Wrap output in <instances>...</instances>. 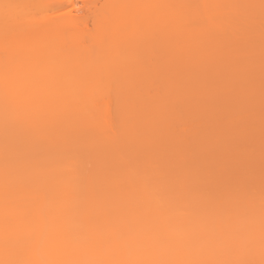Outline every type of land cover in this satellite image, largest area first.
Wrapping results in <instances>:
<instances>
[{"label": "bare ground", "instance_id": "6f19581e", "mask_svg": "<svg viewBox=\"0 0 264 264\" xmlns=\"http://www.w3.org/2000/svg\"><path fill=\"white\" fill-rule=\"evenodd\" d=\"M0 1L10 4L14 1L27 2L28 0ZM218 1L105 0L102 7H99L101 10L98 14H95V12L92 15L90 14V17L93 19V28L90 31L87 30V23H90L91 20L89 22L87 21L88 18L86 20L85 17H80L82 15L85 16L87 10L81 15L82 12H79L81 9L79 11L75 9L76 12L80 13L78 14L79 16L71 14L70 12L73 10L72 3L70 10H61L59 8L61 10L59 11V9L45 7L30 11L34 13L31 15H25L29 11L24 9L25 13L23 11L18 12V16L12 18L11 25L9 23L0 24V125H2L0 128V134H2V136L0 135V264H130L131 262H133L132 264H250L247 262L248 260L245 263L244 257L240 261L237 260V257H235V260L234 257L229 258L231 257V251H228L231 248L229 250H225L224 248L234 244V241L236 243L241 241V239L242 241H246L249 237L251 240H247L248 242L255 241L256 243L258 241V239L255 240L253 238H259L260 226L261 230H264V184L261 185L259 179L260 184L258 181H253L254 176L252 181L250 180V183H243L247 182V180L238 182L243 177L247 176L248 179L251 177L247 174L250 170L246 172L245 169V171L241 169L243 166L245 168V164L239 155L242 154L243 156L245 149H243L241 144L244 152H240L242 149L239 150V148L241 147H237L240 145L232 143L230 137L232 138L235 133L231 134L232 136H227L226 133L234 132L236 127H239L240 122H243L246 128L244 130L246 132L247 130L250 131L247 133L248 136L245 135V137L247 136L250 142L252 141L251 143L254 142V138H264L261 135L264 131L261 132L259 130L261 133L258 131V134L261 136L256 134L257 129L262 128L263 130L264 128V120L262 123L260 118H258L259 109L264 105V31H261L262 29L264 30V0H221V2L219 1L221 5ZM89 2L90 0L83 2L84 7H82V10H84L83 8L87 9L86 7L87 5L89 6ZM197 5L199 6L197 7ZM2 6L7 5L2 4ZM201 6L204 17L201 15V12L199 13V7ZM216 9L219 13L215 11ZM196 12L201 15V18L199 17L200 15L197 17L198 20L195 17L192 18L193 14H197ZM101 20L105 21L101 22ZM110 20L111 22H109ZM89 25L91 26V23ZM201 25L203 26L200 28ZM105 26L113 30L111 31L114 34L115 42L124 43H122V50L113 51V49H106L105 54H103L104 58H102L106 68L104 71H101L102 69L99 70L97 66L95 68L91 63L89 54L92 46L89 42L96 44L100 40L101 34L103 35ZM211 29L214 30L211 31ZM261 32L263 33L262 35ZM233 41L234 44L232 45ZM63 43L67 44L63 46H67L66 48L61 46ZM58 44L60 50L57 49ZM33 46H40L39 48L42 50L40 51L39 48L34 49ZM56 46L59 52L54 50ZM100 46L101 44L98 45V47ZM230 46L233 47L229 48ZM23 49L26 52L34 49V52L29 51V53L27 52L28 54L26 53V56ZM66 49L71 52L69 53L68 51L71 55L67 53ZM72 49L74 51L77 49L80 53L72 52ZM61 50L64 51L63 53L61 52L62 55H60ZM35 51L39 52V56L38 52ZM21 52L24 53L23 56L25 55L26 60L23 59L24 57L21 55ZM14 53L20 54L19 57L14 56ZM48 54L50 56L47 57ZM36 55L37 59L33 61ZM87 55L90 57L91 64L87 60ZM20 56L22 57L20 58ZM19 59L22 61L19 62ZM30 59L33 60L30 61ZM78 60L79 62H77ZM25 61H29V63L33 62L34 64L32 66L30 64L28 67L29 63ZM74 61L78 63V66H81V70H79L81 71L82 80L77 83V89L75 87V90H72V86H76L75 79L72 77L74 73L76 74L73 70L75 66L72 64ZM21 62L27 63V66L23 65V69ZM3 64H6V66H3ZM49 65H53L54 67ZM19 67L22 70L20 72ZM84 67H86V70H84ZM5 68L7 69L4 70ZM26 70L29 73H26ZM21 72L23 75H21ZM36 74L44 76L41 77L39 75V78L38 75L36 77ZM124 76H129V78L125 79L127 80L126 82L123 78ZM115 78H118V80ZM102 80L103 82L105 81L106 85L102 83ZM58 82L61 83V86ZM66 83H68L66 88L69 90V94L71 93V98L73 99L72 91H76L78 95L75 94L77 97H74L73 101L67 96L69 95L66 93L67 91L63 92L66 90L64 87L62 89L65 90L61 91L65 99L60 96L61 91L58 90L59 86L61 89ZM90 85L92 86L90 87ZM125 87H127V92L124 93V97L121 95L122 99L120 94L121 90H124ZM137 90L142 92V97L146 98L154 95L152 99L153 97L156 99V101L153 99L155 102L152 104L149 103L150 114L147 121H150L148 122L152 125L153 129H151V136L148 132V136H145L146 138L158 136L157 133L160 129V127L157 129L158 124L166 118L164 117L163 119L162 117V121L160 119L161 116L159 114L160 112L163 113V110H165L164 113L168 111L165 114L169 113L172 115L174 113L175 115L177 113L175 108L180 111L178 106L181 105L185 108L187 106L188 110L191 106L195 110L202 107L204 111L206 110L203 105L204 94L210 93V96L219 97V100H217L219 104L221 103L220 109L223 110V117L219 113L221 120L218 113L219 119H214L215 116L218 118L215 111H218L219 106L215 107L218 102L212 98L205 101L206 105H209V109L206 107L209 113L206 111L203 113L199 109L201 115L198 118L205 119L207 115L213 123L219 120L222 126H224L223 128L220 126L221 131L218 126L216 127L214 124L210 125L209 118L205 119L209 122H204L205 125L201 123L200 119L193 121V118H187L183 121L182 118L183 122L179 124L181 120L178 119L179 125L176 126L174 120L178 117H176L177 114L173 117L174 119L171 118L174 123L170 128L168 125L170 120L167 121L170 118L167 117V129L174 132L172 135L176 136L177 134L178 136L176 137L180 142L184 141L180 138L189 137L190 135L192 137L195 136V138H201L200 142H202L204 135H206L204 139L209 137L208 139L211 138L213 142H217V140L218 142L221 141V144L218 145L224 152L232 150V153L234 151H236L234 153H239V155L232 156H236L235 158L237 159L238 155L239 159L241 158L242 160V165L240 163L241 160L237 159L239 164L232 171V163H235L236 160L230 156V160L234 159L235 161H230L231 168L227 167V165H224L225 161L228 160L226 159L227 154L224 153L226 155L225 161L224 159L221 160V158L220 161L219 157H224L220 153L221 155L216 157L220 161V165L223 164L225 167L231 169V171L227 172L223 166L222 168L226 171V173H223L224 171H220L221 167L216 165L218 162L216 164L214 162L217 160L215 156L211 157L210 162L214 158L215 160L212 163L213 165L215 164L216 168H210L212 163L208 162L209 170L216 169L218 171L220 169V173L215 170L216 173L220 174V179L211 188L207 184L206 186L202 185L203 178L206 180L210 178L206 174L208 170L204 169L205 173L202 171L198 172L200 169L195 167L194 170L196 172L192 170L195 174L190 172L191 169L185 171L184 167H188V161L191 160V162L194 161L195 163L196 159L194 157L195 159L193 160V157H191L190 160H186L188 154L185 152L189 150L188 147L187 150H184L185 147L182 146L185 151H183L184 155L182 153V157L186 155V159H179L181 157L180 154L179 157L175 155L179 160L178 162L183 164L179 165L182 167L181 172H176L175 165L171 166L163 163L164 157L161 156L163 159L160 157L161 160L159 161L156 156L159 155L157 150L156 155L152 153L153 155L150 154L149 156V153H145L148 152L147 150L142 152V156L138 154L140 155L139 157H136L138 155L135 156L134 154L133 156L136 158L128 159V157H124L123 153L127 151L123 150L124 152L122 153L120 150L121 153H119L117 150L120 148L117 147L123 146L121 145L122 142L124 144V142L128 141L124 140L125 138H129L125 137V135L127 136V129H133V127H131L132 122H129L131 124L130 128H127L129 124L127 125L125 122L122 124L123 122L121 123V121L125 117L122 116V119L120 116L122 113H125L128 120H133V123L136 122L141 127L143 124L142 118H144L141 114L144 115L143 112H146L138 113L140 107H145L142 104V106L139 105L140 107L136 108L138 106V104L136 106V103H139L138 98H145H142L140 95L138 97ZM38 91H41V93H38ZM99 91L100 93H97ZM85 92H87L86 95H80V93L85 94ZM92 92L95 93L93 94ZM90 94L92 95V99H90L91 101L93 100L92 102L88 99V96H91ZM174 94L177 96H174ZM49 95L52 97L49 98ZM57 95L58 97H56ZM64 95L68 97L67 100ZM36 96H39V101L37 102H35ZM84 97L86 100H84L85 105H83L84 101L81 100ZM119 97L122 100H119ZM41 98H44V100ZM150 98H147L148 101L147 99L144 101L152 102L153 100ZM234 98L241 99L242 103L244 102L236 106H243V108L235 110L234 107L227 106L228 101H234ZM68 99L70 102H68ZM62 100L64 101L62 102ZM65 100L69 105L75 101L74 105L78 102H82L83 104L79 103L80 105L77 104V107H75L72 103V106H68ZM45 101L49 103V106ZM58 103L63 108L59 106L58 109ZM94 103L95 105H93ZM82 105L83 107H81ZM53 106L55 109H53ZM64 106L69 107H67L68 111H66L67 108L65 109ZM86 107L88 110L96 109V111H99H97L99 115H97L98 118L96 117L95 121L91 112L85 109ZM184 107L183 109L181 107V111L185 110ZM84 110H87L88 113L85 114ZM188 110L185 111V115L188 113V116H190L191 114L187 112ZM197 111L194 113L195 116L198 113ZM191 113H193V110ZM188 116L186 115V117ZM191 117L193 116L191 115ZM83 118H87L88 121ZM6 120L7 122H5ZM219 122L218 124L220 125ZM207 124L211 128H213L212 126L218 128V130L213 129L214 132L219 131L218 136H216L217 134L215 135L217 138H212L213 136L208 134L212 132H205V130L210 129L209 125L207 126L208 128L203 129ZM163 126L164 124L161 127L163 128ZM139 127L137 126V130L140 131L141 128L138 129ZM2 129L3 131H1ZM239 129H236V131ZM143 130L145 132V129ZM142 132L140 137L144 136ZM92 133L94 135L98 133V135L96 134L97 136L95 135L97 138H94ZM152 133L156 134L153 135ZM5 134L6 136L4 137ZM167 134H165V137H167ZM108 135H112L110 142H117L115 146H111L112 148L109 146L111 143L108 140L105 141V138H103ZM169 135L172 137L171 134ZM26 136H29V138L30 136L31 138L34 136L32 139L36 137L37 140L34 139L29 143L31 138L26 139ZM113 136H116V141L113 140ZM134 137L140 138L139 136ZM101 138L104 139L103 141L108 142L110 151L109 149L106 151V148L104 150L100 148L101 145L103 146ZM151 138L148 142H152ZM177 138L174 139L177 141ZM185 139V141L188 140V138ZM156 141H160V139ZM203 142V146L204 144L209 145L213 143H209V140L207 141L208 143ZM126 143L128 144V142ZM152 144L150 143V145ZM198 144L196 145L197 147ZM212 145H217V143ZM73 147L76 148L74 149ZM136 147L134 146V149ZM244 147L247 148V146ZM56 148L67 150L66 152L70 151V153L64 156L63 154L59 155L60 152H58L59 150H55ZM170 148L172 149L173 147H169V151L171 150ZM138 149L140 150V146ZM151 149L153 150V148ZM212 149L210 150L211 153L207 151L209 154L206 150L204 151L205 153L202 150V154L200 155H203V157H200L199 161L205 159V156L212 154ZM217 149L216 151L220 150ZM247 149L250 150L247 151L251 155L252 149L250 147ZM84 150H87L85 152L88 156L87 158L84 156ZM173 151H170V155H173L175 152H182L181 150V152L178 150L177 152L174 149ZM109 152L113 155L109 154ZM149 152L151 153V150ZM231 152H228V154ZM87 153H90V155ZM146 154L149 157H146ZM126 155H129V153L127 152ZM172 155L170 157L168 153V157L172 159L171 163L176 160ZM197 155L199 156V154ZM260 155H257L259 158L255 159H259L261 164L263 156ZM163 156H167V153ZM190 156H193L192 153ZM62 157L64 159H61ZM104 157H109L108 164L105 162ZM113 157L114 159L112 160ZM110 160H112L111 164ZM196 160L198 162V159ZM168 162L170 161L168 160ZM178 162H176L177 165ZM194 165L199 166V163ZM206 166L204 167L206 168ZM260 166L264 168V164ZM179 170L181 169L179 168ZM50 171L51 174H49ZM263 172L260 170V174H263ZM216 173H213L214 177L217 175ZM244 174L246 176H243ZM253 174H257V172H253ZM229 175H232L231 179H233V176L235 178L236 176H242V178H238L237 181L234 179L235 184L234 182H230L231 176L229 177ZM263 176L261 177L263 178ZM214 177L212 178L215 180ZM261 180H264V178ZM178 226L180 231L188 229V234L187 231L183 233L187 234V241L190 240L191 236L188 238V235L191 232V235L193 234L192 238L194 236L196 238L197 236V242L201 238L198 242L199 247H197L198 244L195 245L196 242L195 244L193 243L195 239H192L193 241L190 244L196 247H190L191 245L185 242L187 246L190 245L188 246L189 248H186L183 242L186 236L183 235L182 237L185 239L181 237V241L179 237L181 235L178 236V239L176 237L177 233L175 234L176 236L174 235V232L178 231H175L174 228H178ZM255 229L256 231H254ZM212 231H218L216 234L214 232V237L213 234L211 235ZM152 232L158 233L160 238L163 237L161 238L162 241L156 237L158 239L156 240L158 246L153 241L151 244H153L152 247L154 245L155 247L151 250L147 249L145 251L135 248L140 241L147 237L149 239V234H152ZM198 234H200L199 238ZM171 236H173V239L175 236L177 240H173ZM166 237H170L164 243H168L169 245L166 244L168 247L159 243V241L163 243ZM209 238H214L215 241L218 238L219 246L217 247L216 244V248H212L215 245V241L211 242L212 240ZM219 238H222L225 242L227 241L228 245H225V242L223 243L225 246L221 245L222 241H219ZM229 238L230 241L234 238L231 244L228 242ZM171 239L173 241L180 239L178 244L182 245L184 243V249L182 246L177 245L176 242L171 241ZM203 241L204 244H202ZM207 241L213 245L209 246L210 244ZM260 243L264 244L263 241ZM159 245L161 248H158L160 247ZM252 246L250 247V251L254 250ZM263 246L261 245L260 248ZM254 247L259 248L257 245ZM213 254H215L214 259L218 255L217 259L212 260ZM244 254L240 252V255L246 256ZM242 256H239V259ZM209 257H211V260Z\"/></svg>", "mask_w": 264, "mask_h": 264}, {"label": "rangeland", "instance_id": "374dc122", "mask_svg": "<svg viewBox=\"0 0 264 264\" xmlns=\"http://www.w3.org/2000/svg\"><path fill=\"white\" fill-rule=\"evenodd\" d=\"M85 1H87V0H31V1L28 0L27 2L14 1V2H12V3H10V4H8V3H2V2L0 1V24L9 23V24L11 25V20H12V18H13L14 16H18V12L20 13V12L23 11L24 9L29 11V13H28V14H25V15H29V14L31 15L33 12L31 13L30 11H34V10H37V9H39V8L41 9V8H45V7L49 8V9H59V8H60L61 10H67V9L70 10V8H71V3H72L73 10L71 9V10H72V11L70 12L71 14H74V15L76 14V16H77L78 14H80V13L82 12V13H81V15H82V14H84V12L87 10V12H85V13H87V14H85V16L82 15V16H80V17H85L86 20H87V18H88L87 21H89V22H90V20H91V22H90V23H91V26L89 25L90 23H87V27H88L87 30L90 31L91 28H93V24H92L93 19H92L90 16H91L92 13H94V12H95V14H96V13H97V14L99 13V11L101 10V8H99V7H102V5H103V3H104L105 0H99V1H98V0H97V1H96V0H95V1L92 0V2H91V0H90V2H89V6L87 5V7H86L87 9L83 8L84 10H82V7H84V5H83L84 3H83V2H85ZM93 1H94V2H93ZM186 1H187V0H186ZM197 1H198V0H197ZM219 1L221 2V0H219ZM219 1H218V2H219ZM242 1H244V0H242ZM99 2H100V3H99ZM179 2H180V1H179ZM207 2H208V0H207ZM210 2H211V1H210ZM210 2H209V3H210ZM220 2H219V3H220ZM90 3L93 4V5H91ZM95 3H96V4H95ZM190 3H191V1H190ZM194 3H195V2H194ZM198 3H199V2H198ZM212 3H213V2H212ZM214 3H216V1H214ZM2 4L7 5V6H2ZM97 4H99V5H97ZM200 4H201V3H200ZM217 4H218V3H217ZM222 4H223V3H222ZM202 5H204V4L202 3ZM218 5H219V4H218ZM220 5H221V3H220ZM220 5H219V6H220ZM85 6H86V5H85ZM198 6H199V5H197V7H198ZM89 7H90V10H89ZM193 7H194V6H193ZM195 8H196V7H195ZM199 8H200V9H199V13H200V12L202 13V6L199 7ZM60 9H59V11H61ZM75 9H76V11H79V10L81 9V10L79 11L80 13H79V12H76ZM91 9H92V11H91ZM96 9H97V10H96ZM217 9H218V8H217ZM217 9H216L215 11H218ZM45 10H46V9H45ZM49 11L51 12V10H49ZM57 11H58V10H57ZM73 11H74L75 13H74ZM23 12L25 13V11H23ZM26 12H27V11H26ZM38 12H39V11H38ZM53 12H54V11H53ZM62 12H63V11H62ZM62 12H61V13H62ZM197 12H198V11H197ZM197 12H196V13H197ZM24 13H23V14H24ZM51 13H52V12H51ZM54 13H55V12H54ZM68 13H69V12H68ZM199 13H197V14H193L192 18H193V17L197 18V17L200 15ZM218 13H219V11H218ZM21 14H22V13H21ZM33 14H34V13H33ZM35 14H36V13H35ZM90 14H91V15H90ZM42 15H44V14L42 13ZM57 15H58V14H57ZM57 15H56V16H57ZM62 15H63V14H62ZM86 15H87V16H86ZM88 15H89V16H88ZM112 15H114V14H112ZM201 15H203V13H202ZM201 15L199 16L200 18H201ZM38 16H39V15H38ZM47 16H48V15H47ZM60 16H61V15H60ZM67 16H68V15H67ZM67 16H66V17H67ZM78 16H79V15H78ZM213 16H214V15H213ZM215 16H217V15H215ZM219 16H220V15H219ZM58 17H59V16H58ZM110 17H111V16H110ZM203 17H204V15H203ZM56 18H57V17H56ZM89 18H90V19H89ZM105 18H106V17H105ZM214 18H215V17H214ZM58 20H59V19H58ZM105 20H106V19H105ZM105 20H101V22H102V21L104 22ZM107 20H108V19H107ZM113 20H114V19H113ZM195 20H196V19H195ZM197 20H198V18H197ZM197 20H196V21H197ZM109 22H111V20H110ZM105 23H106V22H105ZM196 23H198V22H196ZM196 23H195V25H197ZM200 23H201V21H200ZM109 24H110V23H109ZM109 24H108V25H109ZM214 24H215V26H216V23H215V22H214ZM106 25H107V24H106ZM198 26H199V24H198ZM198 26H197V27H198ZM202 26H203V25H201L200 28H201ZM213 26H214V25H213ZM215 26H214V27H215ZM197 27H196V28H197ZM216 27H217V26H216ZM198 28H199V27H198ZM261 28H262V27H261ZM109 29H110V30H109ZM109 29H108V27L106 28V26H105V31L103 30V32H104L103 35H105V36H103V35L101 34V37H102V36H103V37H102V38L100 37V40H99L98 42H96V44H95V43H92V42H89V44H91V46H92V47L90 48V49H91V52H90V54H89L90 57H91V63L94 65V67H95V66L99 67V70L102 69L101 71H104V69L106 68V66H105L104 63H103L104 61H103V59H102V58H104V57H103V54H105L106 49H107V48H108L107 50H109V49H113V51H114V50H122V48H123L122 43H124V42H115V41H114L115 38L113 37L114 34H113V32H112L113 30H112L111 28H109ZM215 29H216V28H215ZM111 30H112V31H111ZM196 30H197V29H196ZM198 30H200V29H198ZM213 30H214V29H211V31H213ZM259 30H261V29L259 28ZM261 31H264V30L262 29ZM262 34H263V33L261 32V35H262ZM210 36H211V35H210ZM234 40H235V39H234ZM231 42H232V41H231ZM59 44H60V43H59ZM59 44L57 45L58 48H57V46H56L54 50L59 49ZM99 44H101L100 47H98ZM231 44L233 45V44H234V41H233V43H231ZM231 44H230V45H231ZM65 45H67V44H66V43H63L61 46L63 47V46H65ZM26 46H27V45H26ZM31 46H32V45H31ZM61 46H60V48H61ZM24 47H25V46H24ZM28 47H29V46H28ZM39 47H40V46H39ZM39 47H38V46H37V47H34V46H33L34 49H35V48H39ZM52 47L54 48V46H52ZM66 47H67V46H66ZM66 47H63V48H66ZM68 47H69V46H68ZM231 47H233V46H230L229 48H231ZM30 48H32V47H30ZM30 48H29V49H30ZM56 48H57V49H56ZM21 49H22V48H21ZM26 49H28V48H26ZM34 49H33V50H28L27 52H28V53H29V51H31V52L33 51V52H34ZM39 49H40V48H39ZM39 49H38V50H39ZM68 49H69V48H68ZM23 50H24V49H23ZM41 50H42V49H40V51H41ZM59 50H60V49H59ZM59 50H57V52H59ZM69 50H70V49H69ZM69 50H68V51H69ZM21 51H22V50H21ZM48 51H49V50H48ZM66 51H67V49H66ZM68 51H67V53H68ZM71 51L73 52L74 49H72ZM22 52H23V51H22ZM22 52H21V55H22V56H23L24 53H25V55L27 56L28 53L26 52V50H24V53H22ZM33 52H32V53H33ZM35 52H38V51H35ZM53 52H54V51H53ZM61 52L63 53L64 51L61 50L60 53H61ZM74 52L80 53L77 49H76ZM107 52H108V51H107ZM111 52H112V51H111ZM124 52H125V51H124ZM26 53H27V54H26ZM48 53H49V52H48ZM50 53H51V52H50ZM62 53H61L60 55H62ZM69 53H71V52L69 51ZM69 53H68V54H69ZM86 53H87V52H86ZM88 53H89V52H88ZM16 54H17V53H14V56H18V57H19L20 54H17V55H16ZM34 54H35V53H34ZM36 54H37V53H36ZM46 54H47V53H46ZM54 54H56V53H54ZM72 54H73V53H72ZM106 54H107V53H106ZM113 54H114V53H113ZM25 55H24V56H25ZM40 55H41V54H40ZM64 55H65V54H64ZM69 55H71V54H69ZM69 55H68V57H69ZM89 55H87V56H88V59H87V60L90 59ZM111 55H112V54H111ZM22 56H20V58H21ZM24 56H23V57H24ZM32 56H33V55H32ZM32 56H31V57H32ZM38 56H39V52H38ZM41 56H42V55H41ZM41 56H40V59H41ZM48 56H50V54H48L47 57H48ZM106 56H107V55H106ZM52 57H53V54H52ZM52 57H50V58H52ZM107 57H108V56H107ZM43 58H44V57H43ZM55 58H56V57H55ZM62 58H63V57H62ZM65 58H66V56H65ZM65 58H64V60H65ZM71 58H72V57H71ZM82 58H83V57H82ZM23 59H25V57H24ZM26 59H27V58H26ZM26 59H25V60H26ZM36 59H37V55L35 56V59H34V60L32 59V60L35 61ZM44 59H45V58H44ZM46 59H48V58H46ZM75 59H76V58H75ZM78 59H79V57H78ZM105 59H106V58H105ZM32 60L30 59V61H32ZM57 60H58V59H57ZM61 60H62V59H61ZM69 60H70V59H69ZM81 60H82V59H81ZM20 61H22V60L19 59V62H20ZM43 61H44V60H43ZM52 61H53V60H52ZM58 61H60V60H58ZM66 61H67V60H66ZM19 62H18V63H19ZM25 62H28V63H29V61H25ZM47 62H48V61H47ZM53 62H54V61H53ZM61 62H62V61H61ZM61 62H59V63L62 64ZM77 62H79V60H78ZM77 62L75 63V61H74V63H72L73 66H75V69H73V70H74V72H76V74L73 72V73H74V74H73L74 76H72V77H74V79H75L74 82L76 83V86H75V85L72 86V87H73L72 90L77 89V86H78L77 83L80 82V80H82V78H81V77H82V76H81V71H80V70H81V69H80L81 66L79 65V66H80V67H79ZM85 62H86V61H85ZM105 62H106V60H105ZM3 63H4V62H3ZM18 63H17V64H18ZM21 63H22V62H21ZM44 63H46V62H44ZM44 63H43V64H44ZM57 63H58V62H57ZM65 63H66V62H65ZM87 63H88V62H87ZM89 63H90V60H89ZM89 63H88V64H89ZM91 63H90V64H91ZM106 63H107V62H106ZM24 64L26 65L27 63H22V65L20 64L21 67H22V69H23V65H24ZM30 64H31V66H32V64H34V63H33V62H32V63H29V64H28V67H29ZM49 64H50V63H49ZM51 64H52V63H51ZM68 64H69V63H68ZM74 64H76V65H74ZM80 64H81V63H80ZM35 65H36V64H35ZM44 65H45V64H44ZM3 66H6V64H5V65L3 64ZM3 66H2V67H3ZM26 66H27V65H26ZM46 66H47V65H46ZM46 66H45V67H46ZM49 66H53V65H49ZM55 66H56V65H55ZM71 66H72V65H71ZM73 66H72V67H73ZM85 66H86V64H85ZM90 66H91V65H90ZM24 67H25V66H24ZM38 67H39V66H38ZM41 67H42V66H41ZM53 67H54V66H53ZM57 67H58V66H57ZM87 67H89V65H87ZM92 67H93V66H92ZM0 68H1V67H0ZM19 68H20V67H19ZM30 68H31V67H30ZM32 68H33V67H32ZM47 68H48V66H47ZM47 68H45V69H47ZM73 68H74V67H73ZM95 68H96V67H95ZM6 69H7V68H5L4 70H6ZM9 69H10V68H9ZM14 69H15V68H14ZM33 69H34V68H33ZM33 69H32V70H33ZM37 69H39V68H37ZM63 69H64V68H63ZM67 69H68V68H67ZM79 69H80V70H79ZM20 70H21V68L19 69V72H20ZM27 70H28V69H27ZM27 70H26L25 72H26V73H29V71H27ZM43 70H44V69H43ZM43 70H42V72H43ZM84 70H86V67H84ZM99 70H98V71H99ZM21 71H22V70H21ZM30 71H31V70H30ZM47 71H48V70H47ZM19 72H17V73H19ZM44 72H45V71H44ZM56 72H57V71H56ZM1 73H2V72H1ZM8 73H9V72H8ZM17 73H15V74H17ZM36 73H37V72H36ZM38 73H39V72H38ZM50 73H51V72H50ZM58 73H59V71H58ZM64 73H65V72H64ZM102 73H103V72H102ZM33 74H34V73H33ZM51 74H52V73H51ZM51 74H50V75H51ZM21 75H23L22 72H21ZM24 75H25V74H24ZM27 75H29V74H27ZM37 75H38V74H36V77H37ZM39 75H40L41 77L44 76V75H41V74H39ZM39 75H38V76H39ZM53 75H54V74H53ZM61 75H62V73H61ZM68 75H69V72H68ZM71 75H72V74H71ZM40 76H39V78H40ZM47 76H49V75H47ZM57 76H60V75H57ZM66 76H67V73H66ZM66 76H65V77H66ZM83 76H84V75H83ZM113 76H114V75H113ZM113 76H112V77H113ZM26 77H27V76H26ZM26 77H25V78H26ZM30 77H31V76H30ZM98 77H99V76H98ZM110 77H111V76H110ZM31 78H32V77H31ZM33 78H34V77H33ZM62 78H63V77H62ZM68 78H69V77H68ZM92 78H93V77H92ZM102 78H103V76H102ZM107 78H108V77H107ZM123 78H124V80H125V79L129 78V76H124ZM130 78H132V77H130ZM41 79H42V78H41ZM47 79H48V78H47ZM52 79H53V78H52ZM57 79H59V78H57ZM84 79H85V78H84ZM87 79H88V78H87ZM87 79H86V80H87ZM98 79H99V78H98ZM103 79H104V78H103ZM105 79H106V78H105ZM115 79L118 80V78H115ZM29 80H30V79H29ZM29 80H28V81H29ZM38 80H39V79H38ZM44 80H45V78L43 79V81H44ZM49 80H50V79H49ZM65 80H66V79H65ZM65 80H64V81H65ZM89 80H90V79H89ZM89 80H88V81H89ZM92 80H93V79H92ZM106 80H107V79H106ZM110 80H111V79H110ZM124 80H123V81H124ZM128 80H129V79H128ZM23 81H24V80H23ZM36 81H37V80H36ZM46 81H47V80H46ZM69 81H70V80H69ZM90 81H91V80H90ZM98 81H100V80H98ZM112 81H113V80H112ZM126 81H127V80H125V82H126ZM131 81L133 82V80H131ZM39 82H40V81H39ZM47 82H48V81H47ZM49 82H50V81H49ZM55 82H56V81H55ZM60 82H63V81H60ZM67 82H68V81H67ZM86 82H87V81H86ZM92 82H93V81H92ZM95 82H96V81H95ZM95 82H94V84H95ZM104 82H105V81H104ZM104 82H103V80H102V83H104ZM115 82H116V81H115ZM29 83H31V82H29ZM33 83H34V82H33ZM41 83H42V82H41ZM58 83H59V82H58ZM58 83H57V84H58ZM90 83H91V82H90ZM100 83H101V82H100ZM110 83H111V82H110ZM120 83H123V82H120ZM128 83H129V82H128ZM57 84H55V86H57ZM59 84H60V86H61V83H59ZM67 84H68V83L64 84L65 86H62L61 89H60V86H59V89H58V90H60V91L62 90V91H63V90L66 89V90L63 91V92H66V91H67L66 93L69 94V90L66 88ZM70 84H71V83H70ZM84 84H85V83H84ZM86 84H87V83H86ZM104 84H105V83H104ZM124 84H125V83H124ZM25 85H27V84H25ZM44 85H45V81H44ZM72 85H73V83H72ZM79 85H80V84H79ZM95 85H96V84H95ZM99 85H100V84H99ZM105 85H106V84H105ZM108 85H111V84H108ZM127 85H129V84H127ZM28 86H29V85H28ZM41 86H42V85H41ZM47 86H48V85H47ZM55 86H54V87H55ZM81 86H82V85H81ZM91 86H92V85H90V87H91ZM100 86H101V85H100ZM30 87H31V86H30ZM34 87H35V86H34ZM57 87H58V86H57ZM57 87H56V88H57ZM63 87H64L65 89H62ZM70 87H71V86H70ZM75 87H76V88H75ZM104 87H105V86H104ZM26 88H27V87H26ZM26 88H25V89H26ZM46 88H47V87H46ZM50 88H51V87H50ZM74 88H75V89H74ZM93 88H95V87H93ZM126 88H127V87H125L124 90H123V89L121 90L123 93L121 92L120 96H121V95H122V96H123V95L125 96L124 93L127 92ZM16 89H17V88H16ZM88 89H89V88H88ZM90 89H91V88H90ZM104 89H105V88H104ZM104 89H103V90H104ZM28 90H29V89H28ZM31 90H32V89H31ZM36 90H39V89H36ZM99 90H100V88H99ZM62 91H61V95H60V96L63 95V94H62V93H63ZM82 91H83V90H82ZM84 91H85V90H84ZM39 92L41 93V91H38V93H39ZM51 92H53V91H51ZM51 92H50V94H51ZM70 92H71V91H70ZM72 92H73V94H72V95H73V99H72L71 96H70L71 93H70L69 95H67V96H69V98H71L72 101H73V100H74V97L76 98L78 95H77L76 91H72ZM80 92H81V91H80ZM89 92H90V91H89ZM95 92H96V91H95ZM95 92H92V93L94 94ZM175 92H176V91H175ZM18 93H19V92H18ZM97 93H100V91L97 92ZM128 93H129V92H128ZM139 93H140V94H139ZM32 94H33V92H32ZM48 94H49V93H48ZM54 94H55V93H54ZM75 94H76L77 96H76ZM86 94H87V92H85V94H83V93L81 94V93H80V95H86ZM37 95H38V94H37ZM45 95H46V94H45ZM65 95H66V94H65ZM65 95H64V96H65ZM90 95H91V94H90ZM95 95H96V94H95ZM97 95H98V94H97ZM100 95H101V94H100ZM139 95L141 96V95H143V94H142V92H139V90H137V96L139 97ZM39 96L41 97V95H39ZM39 96H38V97L36 96L37 100H36V98H35V102L39 101ZM47 96H48V95H47ZM122 96H121V97H122ZM124 96H123V97H124ZM152 96H154V95H150L149 97H146V98L141 96L142 98H145V99H140V97H139V98L137 97L138 100H139L138 102L140 103V102L142 101L143 103H142V102H141L140 104H139V103H136V106H137V104H138V106H137L136 108H139L140 106H142V104L145 105V107H142V108L140 107V108H139V109L141 110V112H139L140 110L138 109V113H142L143 111H146V112H143L144 115L141 114V116L144 117V118H142V120H143L142 123H143V124L141 123V124H142L141 127H139L140 124L137 125L136 122L133 123V120H130V119H129V120H130V121H129L128 118H126L127 116L125 115V113H124V114L122 113L121 116H120V118H122V116L125 117L124 120L121 121V123L123 122L122 124H124V122H125V123H127V125L129 124V126L126 125L127 128H130V125H131V124H130L129 122H132V126H131V127H133V129H127V131H128V132L126 133L127 136L125 135V137H129V138H127V139H126V138L124 139L125 141L128 140V141H126V142H128V144H127L126 142H124V144L126 143V145H128V146L126 147V145H124L123 142H122V144H121V145H123V146L125 147L126 150L123 149L124 147L121 146V145H120L121 147H119V146L117 147V148H120V149L117 150L119 153H121V151H122V153H123L124 151H127V152L129 153V155H126L127 152H124V153H123V154H124V157L126 156V158L128 157V159L136 158V157H139L140 155L142 156V152H145V151H147V150H148V152H145V153H149L148 155L150 156V154H151V155L155 154V153H156V150H157L158 153H159V155H156L157 153H156L155 155L157 156V159H158L159 161H160L161 159H163L162 157H164V161L162 160L163 163L168 164V165H171V166H172V165H175L174 168L176 169V172H179V171L181 172V171H182V167L179 166L181 163L178 162L179 160H178L177 157H179V154H180L181 157H179V159H180V158H184V159H186V155H185V157H182V153H183L184 150H187V147H188L189 150H187V152H185V151H184V152L187 153L188 155H189V154L191 155V153H192L193 156H190V155H189V157H188V155H187V159H186V160L188 161V160L191 159V157H193V160L196 158V159H198V162H197L196 159H195V163H194L193 160H192L193 162H191V160L188 161V164H187V165H188L189 168L186 167L185 165H184V166H185L186 168L183 166L184 169H185V171L191 169L190 172H192V170H193L194 172H196V171L194 170L195 167L198 168V169H200L199 171L196 169L198 172H201V171H202L203 173H205L206 171H204V169H205V170H208L206 174L209 175L208 177H210V178H207L208 180H206L205 178H203L205 181L202 179V180H203V183H202V182H201V183H202V185L204 184L205 186H206V184H207V186H209V187L212 188L213 186H215V185L217 184L218 179H220V177H219V176H220V174H219L220 171L222 172V171H224V169H226L227 172L231 171V169H232V171H233V170H234L233 168L236 167V166L239 164V163H238V160H239V161L241 160V158L239 159V156H240V157H242V160L244 161L245 168H244V166L241 167V165H242V163H241L242 160L240 161L241 165H239V166L241 167L242 170L245 169L246 172H247V170H248V171L250 170L247 174H249L248 176H251V177H249V179H248L247 176L245 175V174H246V173H245L243 176H246V177H243V178H242V176H241V177H240V176H238V177L236 176V178H237V179H236V178L233 176V179H231V178H232V175H229V177L231 176V177H230V179H231L230 182L233 183L235 180L237 181L238 178H242V179H239L240 181H238V182H243L242 180H244V181L247 180V182H243V183H248V182L250 183V182L252 181L253 176H254L253 181H258V179H259V180L261 181V185L264 184V180H261V179L264 178V176H263V174H264V172H263V171H264V168H261L262 166H260V165L264 164V138L257 137L256 139L259 138L258 140H256V139L254 138V142L251 143L252 141L250 142V140L247 138V136H248L247 133L250 132V131L247 130V132H246V130H244V129H246V128L244 127L245 125H243V122H240V125H241V126L239 125V127H236V129H239V128H240L239 130L236 131V129H235V131L232 132V133H231L230 131H229L230 133L227 132V133L230 134V135H228V134L226 133L227 136H232V135L235 133V134L233 135L234 138H233V137H232V138L230 137V139H232V143L234 142V145H236V143H238L237 145H240V146H237L238 148L241 147V144H242L243 149H245V152L243 151L242 147L239 148V150L242 149L240 152L243 151V152L245 153V155H247V153L250 151V150L247 149V148L250 147V149H252V153H251V155L249 154V153H250V152H249L247 156H245L244 153H243V156H242V154L239 155V153H234V152H236V151H234L235 149L233 150V151H234V152H233L234 154L231 152L232 150H230V151H226L227 153L224 152V151L221 149V147L218 145V144H221V141L218 142V140H217V142L214 141V142H215V143H214L213 140H211V138L208 139L209 137H207V138H206L207 140H206V139H204V138L206 137V135L203 136V138H202V142L205 141V143H208L207 141L209 140V143H211V142H213V143H211V144H209V145H208V144H207V145L204 144L205 147L203 146V143H204V142H203V143L200 142V141H201V138H198V137L195 138V136L192 137L191 135L189 136L190 138H189V137H183L184 139H183V138H180V139L184 140V141L181 140L182 142H180V141H178V138L176 137V136H178V135L176 134V132H175L176 136H174V135H172L174 132H172V130L169 131V129H167V128H168V125H169V128H170V127L173 125L174 122H175V125L177 126V125L181 124L183 121H185L187 118H188V119L193 118V121H197V119H200V120L202 121L201 123H203V124H204V122H205V123H209V122H211L212 124L210 123V125H213V124H214L216 127L218 126L219 130L221 131L222 129H221L220 126H222V124H221V122H219V120H218V121L216 120V121H214L215 123H213V121H211V120H210V117H209V116L207 117V115H206L205 117H206L207 119L209 118V122H208V120H207V121L205 120L206 118H205V119L198 118V117L201 115V111H199V109L202 110V109H203L202 107L199 108V109H197V110H198V111H197V110H195V108H192V106H191V107H190L191 109L189 108V110H188V109H187V108H188L187 106H186V108H185L184 106H181V105H179V104H178V105H179L178 108H180V111H179L178 109L175 108V110H176V112H177V113H176L177 115H176V114H175V115H176V117H177V116H178V117L175 118V120H176V119H177V120H176V121L174 120V122H173V119H174L173 117H175L174 113H173L172 115L169 114V113H168V114H165V113L168 112V111H166V112L164 113L165 110H163V113L160 112V114H163V115H160V114H159V116H161V118H160L161 121L164 119V117H166L162 122H159L158 127H157V129H159V127H160V129H159V131H158V133L161 132V133H159L160 136H159V134L157 133L158 136H155L157 139H156L154 136H152L153 138H151V137H150V136H151V131H152L151 129H153V128H152V125H150V123H149L150 121L148 120V121H149V122H148L147 119H149V116H148V115L150 114V112H149V108H148V107L150 106V104H152L153 102L156 101L155 97H153V99H155V101L152 99ZM174 96H177V95L174 94ZM209 96H210V93H208V94H204V95H203V105H204V107H205V109H206V110H204V111L202 110L203 113H204L205 111H206V112L209 111V110H207V108L209 109V107H208L209 105H206V102H205V101H208L210 98L215 99L217 102H218V100H219V99H218L219 97H216V98H215L214 96H210V97H209ZM51 97H52V96H51ZM51 97H50V95H49V98H51ZM54 97H55V96H54ZM56 97H58V95H57ZM56 97H55V98H56ZM62 97H63V96H62ZM65 97H66V96H65ZM86 97H87V96H86ZM88 97H89V98H88L89 100L92 99V95H91V96H88ZM93 97H94V95H93ZM123 97H122V99H123ZM150 97H151V98H150ZM206 97H208V98H206ZM47 98H48V97H47ZM60 98H61V97H60ZM63 98H64V97H63ZM67 98H68V97H66V100H67ZM78 98H79V97H78ZM78 98H77V99H78ZM96 98H98V97L96 96ZM96 98H94V99H96ZM117 98H118V97H117ZM147 98H150V99H152L153 101H152V102H147V101H148ZM41 99H42V98H41ZM57 99H58V98H57ZM64 99H65V98H64ZM86 99H87V98H86ZM122 99L119 97V100H122ZM146 99H147V101H144V100H146ZM217 99H218V100H217ZM235 99H236V98H234V101L231 100V102L228 101V105H227V106H230L231 108L234 107L235 110H240L241 108H243V106H242V107H236V106L241 105L242 100H241V99H236V100H235ZM32 100H34V99H32ZM42 100H44V98H43ZM42 100H41V101H42ZM66 100H65V102L67 103ZM81 100L84 101V100H85V97H84L83 99H81ZM81 100H80V101H81ZM115 100H116V99H115ZM47 101H48V100H47ZM53 101H54V99H53ZM53 101H51V102H53ZM63 101H64V100H62V102H63ZM85 101H86V100H85ZM85 101H84V104H83L82 102H78L77 104H78V105H80V104L85 105ZM87 101H88V100H87ZM90 101H91V100H90ZM92 101H93V100H92ZM92 101H91V102H92ZM150 101H151V100H150ZM216 101H215V103H216ZM45 102H46V101H45ZM49 102H50V100H49ZM65 102H64V104H65ZM68 102H70L69 99H68ZM75 102H76V101H75ZM75 102H74V103H75ZM136 102H137V101H136ZM145 102L147 103V105H146ZM47 103H48V102H46V104H47ZM72 103H73V102H72ZM72 103H71L70 105H69V103H67V104H68V106H72ZM74 103H73V105H74ZM79 103H80V104H79ZM88 103H89V101H88ZM149 103H150V104H149ZM243 103H244V102H243ZM243 103H242V104H243ZM36 104H37V103H36ZM41 104H42V103H41ZM52 104H53V103H52ZM55 104H56V103H55ZM62 104H63V103H62ZM77 104H76V105H77ZM96 104H97V103H96ZM148 104H149V105H148ZM207 104H208V103H207ZM216 104H217V105H216ZM216 104H215V105H216L215 107L219 106L218 109H217L219 112H218V111H215V114L217 115V113H218V114L220 113L221 116L223 117V114H222V111H223V110L220 109V107H221L220 104H221V103L219 104V102H218V103H216ZM56 105H57V104H56ZM65 105H66V104H65ZM76 105H74V106L77 107ZM83 105H82L81 107H83ZM89 105H90V104H89ZM93 105H95V103H94ZM139 105H140V106H139ZM42 106H43V105H42ZM44 106H45V105H44ZM48 106H49V103H48ZM59 106H60V104L58 103L57 108H58ZM68 106H67V107H68ZM86 106H87V105H86ZM90 106L92 107V105H90ZM180 106L182 107V109H183V107H184L185 110H182V111H181V107H180ZM36 107H37V106H36ZM39 107H40V106H39ZM39 107H38V108H39ZM53 107H54V106H53ZM60 107H61V106H60ZM64 107H65V106H64ZM67 107H65V109H66ZM84 107H85V106H84ZM87 107H88V106H87ZM87 107H86L85 109L88 110ZM91 107H90V108H91ZM146 107H147V109H145ZM176 107H177V106H176ZM206 107H207V108H206ZM50 108H52V107H50ZM61 108H63V106H62ZM68 108H69V107H68ZM68 108L66 109V111H68ZM96 108H99V107H96ZM143 108H144V110H143ZM43 109H44V107H43ZM53 109H55V107H54ZM58 109H59V108H58ZM73 109H74V108H73ZM73 109H72V111H73ZM94 109H95V108H94ZM56 110H57V109H56ZM70 110H71V108H70ZM87 110H86V111L84 110V111H85V112H84L85 114L88 113ZM186 110H188L187 112H189L193 117H191L190 114H189L190 116H188V113H186V115L188 116V117H186V115H185V111H186ZM192 110H193V113H191ZM88 111L91 112V114H92V116H93V119H94V121H95V120H96V117L98 118L97 115H99V113H98L99 111L97 110V111H98V112H97L96 109H95V110H91V109H89ZM147 111H148V112H147ZM195 111H197V112L200 113V114L198 115V113L196 112L197 114H196V116H195V114H194ZM69 112H70V111H69ZM70 113H71V112H70ZM70 113H69V114H70ZM146 113H147V114H146ZM208 113H209V112H208ZM208 113H206V114H208ZM164 114H165L166 116H165ZM193 114H194V115H193ZM220 114H219V117H220ZM260 114H261V115H260ZM146 115H147V116H146ZM169 115H170V117H169ZM208 115H209V114H208ZM84 116L86 117V115H84ZM84 116H83V117H84ZM90 116H91V115H90ZM145 116H146V117H145ZM171 116H172V117H171ZM194 116H195V117H194ZM162 117H163V119H162ZM167 117L170 118V119H167ZM185 117H186V118H185ZM217 117H218V115H217ZM219 117L216 118V116H215L214 119H219ZM87 118H88V116H87ZM87 118H83V119H86V120L88 121ZM171 118H173V119H171ZM182 118H183V119H182ZM203 118H204V117H203ZM258 118H260V121L263 123V120H264V105H263V107H261V108L259 109V116H258ZM93 119H92V121H93ZM122 119H123V118H122ZM166 119H167V121L170 120L169 124H168V122L166 121ZM178 119H179V120L182 119L183 121L181 120V121L179 122V124H178V122H177V121H179ZM194 119H195V120H194ZM14 120H15V118H14ZM125 120H126V121H125ZM127 120H128V122H127ZM220 120H221V117H220ZM84 121H85V120H84ZM5 122H7V120H6ZM163 122H164V123H163ZM218 122L220 123V125L218 124ZM14 123H15V122H14ZM170 123H171V125H170ZM6 124H7V123H6ZM163 124H164V126H165V127L163 126L164 129L161 127ZM166 124H168V125L166 126ZM217 124H218V125H217ZM14 125H15V124H14ZM133 125H136V126H133ZM204 125H205V124H204ZM208 125H209V124H207L206 126H204L205 128H203V129L205 130L206 128H208V127H207ZM210 125H209V128L212 129V130L210 131V129H208L207 131L205 130V132H207V133H208V132H212V133H208V134H209V135H212V136H213L212 138H215L216 136H218L219 131H215V132H214V130H215V129L218 130V128H216L215 126H212L213 128H211ZM137 126L139 127L138 129L141 128L140 131L137 130ZM1 127H2V125H0V128H1ZM142 127H143V129H145V132H144V130L142 129ZM202 127H203V126H202ZM223 127H224V126H222V128H223ZM161 128L163 129V131H162ZM165 128H166L168 131H167ZM226 128H227V127H226ZM226 128H225V129H226ZM241 128H242V129H241ZM149 129H150V130H149ZM213 129H214V130H213ZM94 130H95V129H94ZM147 130H148V131H147ZM165 130H166V132L164 133ZM259 130H261V132H263V131H264V128H263V130H262V128L257 129V132H256L257 135H259V134H258V131H259ZM1 131H3V129H2ZM4 131H5V130H4ZM141 131L144 132V133L142 132V134L144 135V136H142L143 138L140 137V135H141ZM139 132H140V134H139ZM148 132H149V133H148ZM169 132H172V133H169ZM216 132H217V133H216ZM261 132L259 131V133H261ZM1 133H2V132H1ZM147 133L150 134L149 137L152 139V140H151L152 142H148V141H150V140H149L150 138L147 137V138H148V139H147V138L145 137L146 135L148 136ZM162 133H164V134H162ZM167 133H168V134H167ZM214 133H215V134H214ZM92 134L94 135V133H92ZM96 134L98 135V133H95V135H96ZM152 134H153V133H152ZM154 134H156V133H154ZM154 134H153V135H154ZM161 134H162V135H161ZM165 134H167V135H166L167 137H165ZM169 134H171L172 137H171ZM216 134H217V135H216ZM231 134H232V135H231ZM263 134H264V133L261 134L262 137H264ZM0 135L2 136V134H0ZM95 135H94L93 137H94V138H97V137H95ZM97 135H96V136H97ZM215 135H216V136H215ZM245 135H247V136L245 137ZM261 135H259V136H261ZM5 136H6V134L4 135V137H5ZM134 136H136V137L139 136L142 140H141L140 138H135ZM169 136H170V137H169ZM173 136H174V137H173ZM33 137H34V136H32V138H33ZM91 137H92V136H91ZM93 137H92V138H93ZM98 137H99V136H98ZM107 137H108L110 140H109ZM110 137L112 138V135H110V136H109V135H108V136H104L103 138H105V141L108 140V142H110V141H111V138H110ZM115 137H116V136H113V140L116 139ZM191 137H192V138H191ZM30 138H31V136H30ZM30 138H29V136H28V137L26 136V139H30ZM32 138H31V139H32ZM103 138H101L102 141L104 140ZM134 138H135V139H134ZM174 138H175V139L177 138V141H176ZM185 138H188V140L185 141V140H186ZM193 138H194V139H193ZM216 138H217V137H216ZM260 138H261V139H260ZM3 139H4V138H3ZM31 139L29 140V143H30V141H33L34 139L37 140L36 137H35L34 139H32V140H31ZM137 139H140V140H137ZM143 139H144V140H143ZM146 139H147V140H146ZM153 139H154V141H155L156 143L153 141ZM155 139H156V140H159V139H160V141H156ZM195 139H196L197 141H199V142H197ZM246 139H248V140H246ZM36 140H35V141H36ZM116 140H117V139H116ZM116 140H115V141H116ZM215 140H216V139H215ZM234 140H235V141H234ZM252 140H253V139H252ZM105 141H103V146L101 145V144H102V142H101V144H100L101 147H100V148H103L102 150H104V149L106 148V151H107V149H109V151H110V148H112L113 146H115L116 143H117V142L114 143V141L110 142L111 145H109L110 148H108V144H107L108 142H105ZM133 141H134V142H133ZM136 141H137V142H136ZM139 141H140V143H139ZM247 141H248V142H247ZM104 142H105V143H104ZM129 142H130V143H129ZM135 142H136V143H135ZM159 142H160V143H159ZM245 142H246V143H245ZM31 143H33V142H31ZM110 143H109V144H110ZM113 143H114V144H113ZM148 143H149V144H148ZM150 143H153V144L150 145ZM157 143H158V144H157ZM197 143H199V144H198V147L196 146ZM216 143H217V145H212V144H216ZM247 143H249V144H247ZM112 144H113V145H112ZM156 144H157V146H156ZM251 144H252V145H251ZM148 145H149V146H148ZM174 145H175V146H174ZM187 145H188V146H187ZM199 145H201L200 148H199ZM111 146H112V147H111ZM134 146H137V147H136L137 150L134 149ZM139 146H140V150L138 149ZM147 146H148V149H147ZM151 146H153V147H151ZM182 146H184L185 149H184V147H182ZM206 146H208V147L206 148ZM213 146H214V147H213ZM216 146H218V147H216ZM244 146H247V148L244 147ZM169 147H173L172 149L170 148V149H171L170 151H173V149L176 150V151H177V150H178V151H180V150L182 151V152L180 151L181 153H179V152L177 151L178 153L175 152L176 154H175V153H174L173 155L171 154L172 156L175 157L174 159L177 160V161L174 160L175 162L173 161V163H171L172 159L168 157V153H169V156L171 157V155H170L171 152L169 151ZM181 147H182V148H181ZM73 148H74V147H73ZM75 148H76V147H75ZM75 148H74V149H75ZM149 148H150V149H149ZM151 148H153V150H154L155 152H154ZM154 148H155V149H154ZM175 148H176V149H175ZM178 148H179V149H178ZM180 148H181V149H180ZM204 148H205V149H204ZM209 148H211V149L213 148V149H212V154H210V155H212V156L207 155L208 158H207V156H205V157H206L207 159H209V160L207 161V159L205 158V159H203L202 161H201V160L199 161L200 157H203V155H200V154H202V150H203V152L206 150V152L208 151L209 153H211V152H210L211 149H209ZM217 148L220 149V150H218ZM142 149H143V150H142ZM183 149H184V150H183ZM216 149H217L218 151H216ZM55 150H59V151H58V152H60L59 155L63 154V156L66 155L67 153H68V154L70 153V151L66 152L67 150H60V148H56ZM120 150H121V151H120ZM123 150H124V151H123ZM129 150H130V151H129ZM134 150H135V151H138V152L135 153ZM150 150H151V153L149 152ZM167 150H168V151H167ZM197 150H198V152H197ZM247 150H249V151H247ZM139 151H140V153H139ZM152 151H153V152H152ZM161 151H163V152L166 151V152L163 153V152H161ZM199 151H200V152H199ZM85 152H87V150H86V151L84 150V152H83L85 155H84L83 153H82V154L85 156V158H87L88 156L86 155ZM88 152H89V151H88ZM111 152H112V151H111ZM111 152H109V154H112ZM173 152H174V151H173ZM188 152H190V153H188ZM208 152H207V153H208ZM213 152H214V153H213ZM215 152H216V153H215ZM228 152H231L232 154H231V153L228 154ZM237 152H239V151H237ZM132 153H133V154H132ZM152 153H153V154H152ZM162 153H163V154H162ZM166 153H167V156H163L164 154L166 155ZM204 153H205V152H204ZM209 153H208V154H209ZM220 153H222V156H224V157H219V156L221 155ZM224 153L227 154V156H226ZM87 154H88V153H87ZM109 154H108V155H109ZM134 154H135V156L138 155V154H140V155H138V156L135 157V156H133ZM197 154H199V156H198ZM213 154H214V155H213ZM218 154H219V155H218ZM236 154L239 155V156L237 155V159H238V160L235 158L236 156H232V155H236ZM259 154H261V155L263 156V158H261V160H263V161H261V164H260V160H259V159H257V160H259V161H257V160L255 159V158H259V157H258ZM83 155H82V156H83ZM88 155H90V153H89ZM112 155H113V154H112ZM112 155H111V156H112ZM116 155H118V154H116ZM148 155L146 154L145 156L147 157ZM175 155H177V157H176ZM183 155H184V153H183ZM196 155H197V157H196ZM217 155H218V156H217ZM228 155H229V156H228ZM257 155H258V156H257ZM261 155H260V156H261ZM143 156H144V153H143ZM149 156H148V157H149ZM156 156H155V157H156ZM161 156H162V157H161ZM214 156H215V158H216V157H219V160H220V158H221V160L224 159V161H225V156H226V157H227L226 159H228V160H226V161H229V162H226V161H225L224 165H227V167H230V168H231V162H230V161H233V162H234L235 160H236V161H235V163H232V164H233V167H232L231 169H229V168L225 167L223 164H221L222 166L220 165V161H221V160L219 161V160L216 158V159L218 160V161H217V160H215V159L213 158V160H215V161H214L215 164L218 162V164H216V165H219V166L221 167V168H220L221 170L218 168V169L220 170V171L218 170L219 173H216V172H218L216 169H214V170H213V169L209 170L210 168H216L215 164L213 165V163H212L213 160L210 162V160H211L210 158H211V157H214ZM230 156H231L232 158H234L235 160H234V159H233V160H232V159L230 160V158H231ZM244 156H245V157H244ZM114 157H115V156H114ZM114 157L112 158V160L114 159ZM160 157H161V159H160ZM194 157H195V158H194ZM229 157H230V158H229ZM105 158H106V159H105ZM108 158H109V157H108ZM108 158H107V157H104V160H105L106 163H107V162L109 163V159H108ZM166 158H167L170 162H168V160H167ZM61 159H64V157H62ZM107 159H108V160H107ZM110 159H111V158H110ZM112 160H110V164H111V161H112ZM204 161H206V163H204ZM167 162H168V163H167ZM176 162H178V165L176 164ZM208 162H209V163H212V166H210V168H208V167H209V163H208ZM257 162H258V163H257ZM108 163H107V164H108ZM169 163H170V164H169ZM190 163H191V164H190ZM198 163H199L200 168H199V166L194 165V164H198ZM201 163H202V164H201ZM203 163H204V164H203ZM226 163H228V164H226ZM229 163H230V164H229ZM236 163H237V164H236ZM189 164H190V165H189ZM200 164H201V165H200ZM205 164H206V165L208 164V165L206 166ZM234 164H235V166H234ZM244 164H243V165H244ZM259 164H260V165H259ZM181 165H183V164H181ZM191 165H192V166H191ZM193 165H194V166H193ZM203 165L206 166V168H205ZM210 165H211V164H210ZM228 165H230V166H228ZM258 165H259V166H258ZM202 166H203V169H202ZM214 166H215V167H214ZM223 166H224V167H223ZM190 167H191V168H190ZM193 167H194V168H193ZM222 167H223L224 169H223ZM257 167L263 172V174H262V173L260 174V170H259ZM174 168H173V170H175ZM179 168H180L181 170H179ZM201 169H202V170H201ZM255 169H256V170H255ZM257 169H258V171H259V174H258ZM177 170H178V171H177ZM212 170H213L214 172H213ZM215 170H216V172H215ZM245 170H244V171H245ZM251 170H252V171H251ZM183 171H184V170H183ZM226 171H224L223 173H226ZM56 172H57V171H56ZM190 172H189V173H190ZM194 172H192V173H194ZM198 172H197V173H198ZM250 172H252V173H253V172H254V173L257 172V174H253V175H252V173H250ZM192 173H190V175H192ZM208 173H209V174H208ZM213 173H216V174L218 175V176H217L216 174H214V175L217 176V178H216V176H215V177L213 176ZM49 174H51V171H50ZM194 174H195V173H194ZM250 174H251V175H250ZM47 175H48V174H47ZM47 175H46V176H47ZM52 175H53V173H52ZM256 175H257V176H256ZM260 175L263 176V178H262ZM48 176H50V175H48ZM211 176L214 177L215 180H214ZM218 177H219V178H218ZM229 177H228V179H229ZM255 177H256V179H255ZM259 177H260V178H259ZM245 178H247V179H245ZM51 179H52V178H51ZM228 179H227V180H228ZM234 179H235V180H234ZM250 180H251V181H250ZM51 181H52V180H51ZM51 181H50V184H51ZM208 181H209V182H208ZM216 181H217V182H216ZM260 181H258L259 184H260ZM238 182H237V183H238ZM211 183H212V184H211ZM213 183H215V184H213ZM234 183L236 184V182H234ZM211 188H210V189H211ZM204 189H205V188H204ZM207 189H208V188H207ZM175 227H176V226H175ZM250 227H251V226H250ZM250 227H249V228H250ZM173 228H174V227H173ZM259 228H260V230H259V229H258V230H259V232H260V235H261L262 233H263V234L261 235V237H260V235H259V238H253V237H252V238L255 239V240L258 239V241H257L256 243H255V241H252V242L250 241V242H248L249 239L251 240V238L249 237V239H247V238L245 237L248 241H247L245 238H244V239H245L246 241H242V239L240 238L241 241H238V240H237L238 243H236V242L234 241V244H232V245H231L232 247H231L230 245H228V244L226 243L227 241L225 242V241H223L222 238H221V239L219 238V239H220L219 241H222V244H221V245H223V243L225 242L224 244L229 246V247L226 246L227 249L224 248L225 250H229V249L231 248V249L228 251V252L231 251L230 253L232 254V255L230 254L231 257H229V258L234 257V260H235V257H237V258H238L237 260L240 261L241 258L244 257L245 263H246V260H248L247 262H249L250 264H254V263H257V264H259V263L264 264V249H263L264 246L260 248L261 245H264V244H261V243H260V242H262V241H263V243H264V232H263L264 230H263V231L261 230V226H260ZM179 229H180L179 226H178V228H174L175 231H177V230L179 231V232H178V231H177V232H174V235L177 233V234H176L177 236H176V235H175V236L177 237V239L180 237V239H181V241H182V238H184V237H182V236L185 235V234H183V233L187 231V234H188V229H185V230L182 229L181 231H180ZM252 230H253V227H252ZM252 230H251V232H253ZM163 231H164V230H163ZM163 231H162V232H163ZM166 231H167V230H166ZM200 231H201V230H200ZM246 231H249V230H246ZM254 231H256V229H255ZM150 232H151V231H150ZM189 232H190V231H189ZM201 232H202V231H201ZM214 232H215V234H216V232H218V231H212L211 235L213 234V237L215 236V235H214ZM191 233H192V232H191ZM191 233L188 235V238L191 236V237L189 238L191 241H190V240H189L190 242L187 241V236H186L187 234H186V235H185V236H186V239L184 238L186 241L184 240L183 242H184V243H185V242H188V244H190V243H192V241H193L192 239H195V240L193 241V243L195 244V242H196L195 245H197L198 242H199L200 239H201V238H199V235H200V234H198L199 241L197 242V241H196V240H197V236H196V238H195V236H194V238H192V237H193V234L191 235ZM193 233H194V232H193ZM255 233H257V232H255ZM201 234H204V233H201ZM217 234H218V233H217ZM179 235H181V236H179ZM194 235H195V234H194ZM257 235H258V234H257ZM175 236H174V239L177 240ZM178 236H179V237H178ZM202 236H205V235H202ZM202 236H201V237H202ZM207 236H208V235H207ZM216 236L218 237V235H216ZM149 237H150L149 239H147V238H148V237H147L146 239L140 241V242L135 246V248H137V249H139V250H145V251H146L147 249H150V250H151L152 248L155 247V245H154V247H152L153 244H151V243H152L153 241L155 242V244L157 243L156 246H158V242H156V240H158V239H157L156 237H158L160 240H161V238H163V237L160 238V237H159V234H158V233L156 234V232H152V234H149ZM172 237H173V236H171V238H172ZM181 237H182V238H181ZM205 237H206V236H205ZM169 238H170V237H166V238H164L163 243L161 242L162 240L159 241L160 245H165V247H168L169 244L166 243V244H168V245H166V244H164V243L167 242ZM242 238H243V237H242ZM172 239H173V238H172ZM172 239H171V241L174 240V239H173V240H172ZM180 239H179V240H180ZM202 239H203V238H202ZM209 239H211V238H209ZM209 239H208V240H209ZM217 239H218V238H216V241H217ZM232 239L234 240V238H232ZM244 239H243V240H244ZM253 239H252V240H253ZM179 240H178V241H179ZM203 240H204V239H203ZM211 240H212V241H211ZM211 240H210L211 242H214V241H215L214 238L211 239ZM224 240H225V239H224ZM226 240H227V239H226ZM233 240H231V241L233 242ZM178 241H173V242H176L177 245H179V244H178ZM181 241H180V242H181ZM216 241H215V245L212 244V245H213L212 248H216V247H215L216 244H217V247L219 246V242H218V241L216 242ZM231 241H230V238H229L228 242H229L230 244L232 243ZM207 242H208V241H207ZM207 242H206V244H207ZM253 242H254V243H253ZM161 243H162V244H161ZM169 243H170V242H169ZM176 243H175V244H176ZM184 243H183V244H184ZM208 243L210 244V242H208ZM220 243H221V242H220ZM180 244H182V243H180ZM183 244H182V245H179V246H180V247L182 246V248L185 247V246H186V248H187V247L190 246V245H191L190 247H194V246H195V245H193V244H190V245L187 246V243H185V246H184ZM202 244H204V241H203ZM202 244L200 243V245H202ZM209 244H207V245H209ZM160 245H159V246H160ZM171 245H172V243H171ZM173 245H174V243H173ZM212 245L210 244L209 246H212ZM225 245H223V246H225ZM252 245H254V246L257 245V246H259V248H256V247H254V246H252ZM174 246H176V245H174ZM179 246H178V247H179ZM251 246L254 248L255 251H254V250H253V251H252V250L250 251V249H251L250 247H251ZM163 247H164V246H163ZM170 247H171V246H170ZM195 247H196V246H195ZM197 247H199V244H198ZM221 247H222V246H221ZM156 248H157V247H156ZM158 248H161V246L158 247ZM182 248H181V249H182ZM186 248H185V249H186ZM188 248H189V247H188ZM210 248H211V247H210ZM255 248H256V249H255ZM171 249H172V248H171ZM174 249H176V248L174 247ZM178 249H179V248H178ZM183 249H184V248H183ZM224 249H223V250H224ZM228 252H227V254H229ZM240 252H242L243 254L245 253L246 256H242V255H240ZM216 253H217V252H216ZM250 253L253 254V255H251ZM245 254H244V255H245ZM213 255H214V256L211 255V256H212V260L217 259V256H218V255H216V258H215V259L213 258V257H215V254H213ZM238 255H239V256H242V257H240V259H239V256H238ZM246 257H247V258H246ZM209 258H210V260H211V257H209ZM242 260H243V259H242ZM216 261H217V260H216ZM232 262H233V259H232ZM235 262H236V261H235ZM242 262H243V261H242ZM132 263H133V262H131L130 264H132ZM236 263H237V262H236Z\"/></svg>", "mask_w": 264, "mask_h": 264}]
</instances>
